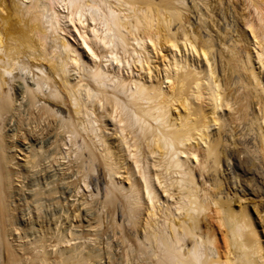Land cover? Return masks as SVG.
I'll list each match as a JSON object with an SVG mask.
<instances>
[{
	"label": "bare ground",
	"instance_id": "1",
	"mask_svg": "<svg viewBox=\"0 0 264 264\" xmlns=\"http://www.w3.org/2000/svg\"><path fill=\"white\" fill-rule=\"evenodd\" d=\"M27 1L0 0V264L25 258L9 239L23 208L15 201L23 195L52 204L60 195L46 169L24 190L14 179L39 168L41 143L64 147L68 140L81 164L77 177L104 193V207L125 230L120 240L144 264H264V83L254 63L264 70V0ZM13 18L19 26L11 32ZM63 21L79 33L77 47L59 33ZM247 34L259 48L255 57ZM163 47L195 52L205 63L196 68L172 54L162 79L128 77L126 66L134 74L135 63L150 73L151 54ZM17 71L26 76L20 82ZM15 151L29 155L27 169L11 168ZM122 168L128 186L115 180ZM71 188L67 195L77 196ZM49 220L45 231L60 219ZM45 238L35 241L36 264L93 259L73 248L51 261Z\"/></svg>",
	"mask_w": 264,
	"mask_h": 264
},
{
	"label": "rangeland",
	"instance_id": "2",
	"mask_svg": "<svg viewBox=\"0 0 264 264\" xmlns=\"http://www.w3.org/2000/svg\"><path fill=\"white\" fill-rule=\"evenodd\" d=\"M24 2H26V3H28V1L27 0H24ZM20 7H22V8H24V5H21V3H20ZM61 11V10H60ZM61 12H63V11H61ZM7 13H8V11H4L3 12V15L4 16H6L7 15ZM11 21H12V18H11ZM15 22V20H14V18H13V23L12 22H9V26H10V23H11V26L10 27H12V30L10 29V31L11 32H14V30H16L15 28H17L19 25L18 24H15L14 23ZM66 24V25H65ZM77 24V23H76ZM13 25V26H12ZM61 25V27L63 28V30H60L59 31V33L61 34V35H64L66 38H68V40L71 42V43H73L76 47L78 46V41H77V37H78V35L77 34H79L75 29H73V25H72V23H70V22H68V21H63L62 22V24H60ZM77 25H79V24H77ZM67 26V27H66ZM80 26V25H79ZM79 26H77V27H79ZM13 27H14V30H13ZM68 30V31H67ZM77 32V33H76ZM85 32H86V34H88V26L87 25H85ZM70 34V35H69ZM90 34V33H89ZM76 36V37H75ZM14 37V36H13ZM12 37V38H13ZM247 37H248V42L249 43H252V47H251V49H252V51H253V54H254V57L256 56V54H257V52L259 51V48H258V46L257 45H255V41L253 40V38H252V36L250 35V34H247ZM13 39H15V37L13 38ZM80 49V48H79ZM172 54H174V55H176L177 57H179V58H182V57H185L186 59H187V61L189 62V63H191L192 65H194L196 68L199 66H202V64H204L205 62H204V59L202 58V56H199L198 54H196L195 52L193 53V52H191V51H189V50H184V49H181V50H179V51H174L173 49H171V48H169V47H163V49H162V51H160V53L158 52V53H152L151 54V56H152V62H151V72L150 73H148L147 72V66H146V64L145 65H143V66H141V64H139V63H135L133 66H132V70H133V72H134V74H131V71H130V69H129V66H126V70L128 71H125L126 73H128V77H131V76H133V77H135V78H142L143 80H148V81H157L158 79H162L165 75H166V73L169 71L168 69H167V65L169 66V63L171 62V60H172ZM254 63H255V66H256V68H257V70L259 71V73H260V80H261V82H263L264 83V70H262V68L260 67V65L258 64V62L256 61V59H254ZM19 72V73H18ZM14 76H13V81L14 82H16V81H22V79H23V77H26V76H24L25 75V73L23 72V73H21L20 71H17V72H15L14 74H13ZM131 75V76H130ZM19 76V77H18ZM22 79H21V78ZM32 77V75H29L28 76V79L29 78H31ZM15 78H17V79H15ZM21 79V80H20ZM30 81V80H29ZM26 116H24V118H25ZM53 123H54V121H53ZM45 124H47V122L46 123H42L41 124V126L42 125H44L45 126ZM56 123H54L53 125H55ZM32 126V125H31ZM34 126V125H33ZM33 126H32V128H33ZM27 128V126H25V129ZM28 128L30 129L31 127H29L28 126ZM27 128V129H28ZM106 128L108 129V130H112L111 129V125L109 124V122H106ZM26 129V130H27ZM28 129V130H29ZM69 141V140H68ZM67 141V144H68V146H64V147H61L62 145H60V144H58L57 142H52V143H50L49 144V146H47L48 144H46L45 143V145H43L42 143H41V145H42V150H39V152L41 153V155H40V153H39V157L38 158H36V160L38 159V160H40V158H41V160L39 161V164L40 165H42V164H44V165H42V166H40L39 165V168L36 170V169H30V171H32V172H30L29 174V177H24L23 179H21V180H19V179H14L15 180V182H17V183H14V185H16V188H18V189H20V190H22L23 189V187L24 186H29L31 183L32 184H37L38 185V182H37V176H40L41 175V172H43V174H44V171H42V170H45L46 169V171L50 174V175H52L53 176V179H55L56 178V180L54 181L53 179H52V183H51V185L53 186V185H55L56 186V190L55 189H53V191H56V192H54V194H56V193H58L59 191V193L58 194H60V195H55V196H53L54 198L56 197V198H58L57 200L58 201H52L53 203L55 202V204H51L50 202V200L49 201H47V199H46V201L45 202H43L44 200H43V198H39L40 200H42L41 202H43V203H39L38 201H40L39 199L37 200V198H36V200H34V199H29V201H28V199H26V197H23V195L21 196L22 198H20L19 197V199L17 200V201H15L16 203H17V205H19V209H21V207L23 206V208L21 209V210H23V211H21L20 210V213H18L17 214V222L18 223H20L19 225H18V223L16 222V227H15V229L17 228V227H19V229L17 228L16 229V231H14L15 233V235L13 234V237L11 236L9 239H10V241H11V243H13L12 244V247L13 248H15V249H17V251H18V253H20L22 256H24L25 258H23L24 260V262L22 261V263L23 264H36L37 262H36V260L33 258V257H35L36 258V255L35 254H37L36 252H37V250H33L34 248H35V241L37 242L42 236H43V234L45 235L46 233H47V235L50 237V238H45L46 239V246L47 247H45V249H46V253L48 252V254H47V257L48 258H50V260L52 259V258H54V259H52L51 261H54V260H56L55 258L57 257V255L58 254H60V252L59 251H63V252H68L69 253V250H71V249H77L78 251H77V253L80 251V249L82 248V253H84V254H89V252H90V254H92V260L91 261H89L88 262V264H144L143 262H141L139 259H138V257L136 258L135 257V252H134V248H131V244L130 243H127V241H125V242H123V241H121L122 240V237H123V235H124V229L121 227H118V226H116L117 224L116 223H118V221H119V219H118V216L116 215V216H113V214H111L110 213V211L108 210V209H106L105 207H104V205H103V200H104V193H101L100 192V194L99 193H97V194H95L94 192H97V191H95V189L96 188H94L93 186H95V185H92V184H89V182H87L85 185H87V186H89V187H86L85 185H83L84 183H83V181H81V179H79L77 176H79L80 175V173L78 172V171H80L81 170V164H79V162L78 161H80V160H78V159H76V154H75V147L73 148V147H71L72 149V151H70V146H71V144L69 143ZM51 144H53V146L51 145ZM58 145L60 146V149L58 148ZM40 146V145H39ZM53 148V149H52ZM54 148H56V149H54ZM63 148V149H62ZM37 149V148H36ZM35 149V150H36ZM52 149V150H51ZM74 149V150H73ZM50 150V151H49ZM55 150H59V152H57V151H55ZM43 151H44V153H43ZM51 151H52V153H51ZM54 151V152H53ZM63 151H68V153H65L64 154V152ZM70 151V152H69ZM73 151H74V153H73ZM62 152V153H61ZM15 153H16V155H15V157H16V160L14 161V163L12 164V166H11V168L13 169V170H20V169H27L26 167H29L30 166V164H28L27 162L28 161H30L31 160V158H28V157H26V156H29L28 154L27 155H25L24 153H22V152H20V151H15ZM51 155H49V154ZM57 153H58V155H57ZM70 153V154H69ZM61 154H64V156L65 155H68V156H65L66 158L67 157H69V158H65V157H62V155H61V157H60V155ZM73 154H75V155H73ZM55 155L57 156V159H56V157H55ZM72 155V156H71ZM48 156V157H47ZM53 157H54V159H56V160H54L53 159ZM73 157V158H72ZM45 158H46V161H44L45 160ZM28 159V160H27ZM51 159V160H50ZM27 160V161H26ZM42 160H43V162H42ZM50 161V164H49V161ZM58 160V162H56V163H53L54 161H57ZM71 160V161H70ZM77 160V161H76ZM47 162V163H46ZM69 162V163H68ZM77 162V164H75ZM16 163H18V166L16 167L14 164H16ZM27 163V164H26ZM51 163H52V167L50 166L49 167V165H51ZM56 164V165H55ZM69 164V167L71 168V170H72V168H73V170L76 168L75 167V165H77V169H75V171H70V169H69V167H67V165ZM75 164V165H74ZM27 165V166H26ZM53 165L56 167V170H54L55 169V167L53 168ZM79 165H80V167H79ZM15 166V167H14ZM47 166H48V169H47ZM24 167V168H23ZM45 167V168H44ZM75 167V168H74ZM66 168V169H65ZM50 169H52V170H50ZM35 170H36V172H35ZM39 170H41L40 172H39ZM58 171L57 173H55V174H57V175H55L53 172L54 171ZM62 170V171H61ZM69 170V171H68ZM37 171H38V174H37ZM51 171H53V172H50ZM61 171V172H60ZM66 171H68V172H66L67 173V175H66V173L65 172ZM126 168H122L120 171H119V174L118 175H116L115 176V180H116V182H122V184H123V186H128L129 185V182L127 181V178H128V176L126 175ZM23 172H25L26 173V171H23ZM64 173V176H62L63 177V179H61L59 176H58V174L59 175H61L60 173ZM72 174H71V173ZM40 173V174H39ZM53 173V174H52ZM68 173L70 174V175H68ZM36 176H35V175ZM42 174V175H43ZM25 175V174H24ZM63 175V174H62ZM65 175H66V177L67 176H74V175H76V176H74L75 178L77 177L79 180H77V178L75 179V178H73V176H72V178H73V180L74 181H72V178H71V180L69 181L68 179H65L66 177H65ZM32 176H34V177H32ZM44 176V175H43ZM54 176H57V177H54ZM81 176V175H80ZM59 177V179H57ZM65 177V178H64ZM22 178V177H21ZM35 178H36V180H35ZM26 179V180H25ZM29 179V180H28ZM33 181H32V180ZM41 179V178H40ZM58 180V181H57ZM62 180H68L69 181V183H68V181H64V182H62ZM36 181V182H35ZM71 181L72 182H74L73 184L71 183ZM75 181L79 184V185H81V186H79L78 188H80V189H78L77 190V186L75 187V186H73L74 184H75ZM21 182V183H20ZM34 182V183H33ZM60 182V183H59ZM57 183H58V185H57ZM64 183V184H63ZM66 183H68V184H66ZM82 183V184H81ZM24 184V185H23ZM59 184L60 185H63V186H65V189H66V191H65V189H64V191L65 192H63L62 190H63V188L64 187H59ZM67 186H66V185ZM70 184H72V185H70ZM51 185H49V186H51ZM77 185V184H76ZM104 185V184H103ZM103 185H101V188L103 187ZM51 186V187H52ZM68 186H70V187H68ZM91 186V187H90ZM52 187V188H53ZM72 187V188H71ZM96 187V186H95ZM26 187H24V189H25ZM50 188V187H49ZM69 188H71V189H73V190H71V193L72 194H75V192H73V191H75L76 190V194H78L77 196L76 195H74V197H72V196H68L67 194H69V192H70V190H69ZM94 188V189H93ZM23 189V190H24ZM69 190V191H68ZM58 191V192H57ZM61 191H62V193H65V194H63L62 195V193H61ZM104 191V187H103V189H102V192ZM93 192V193H92ZM159 192L161 193V189L159 188ZM20 193H21V191H20ZM71 194V195H72ZM92 194V195H91ZM83 195V198L85 199L84 200V203H83V198L81 197ZM93 195H95V196H93ZM99 195V196H98ZM24 196H26V195H24ZM59 196V197H58ZM62 196V197H61ZM76 196V197H75ZM161 196H162V199L164 200L165 199V196L164 195H162V193H161ZM67 198L68 199V201H66V199L64 200V198ZM69 197V198H68ZM55 198V199H56ZM59 198H61V200L59 199ZM63 198V199H62ZM79 198H81V200L79 199ZM71 199V200H70ZM75 199H79V201H80V203H81V205H84V206H80V204H79V202L76 200V201H74ZM25 200V201H24ZM73 200V201H72ZM31 201L32 202H34V205L33 204H31ZM35 201H37V203H39V204H41V207H40V205L38 206V205H36L35 204ZM74 202V203H72V206L73 207H71L70 205H71V203H68V204H70V205H68V204H66L67 205V207H65L66 205H64L63 204V202ZM21 202V203H20ZM28 203V206L26 205L27 203ZM46 202H49L50 204H48L47 205V203ZM57 202V203H56ZM60 202H61V204L62 205H60ZM45 203V204H44ZM86 203V204H85ZM23 204V205H22ZM31 204V205H30ZM78 204V205H77ZM37 207H36V206ZM43 205V206H42ZM56 205H58V206H56ZM59 205H60V207H59ZM64 205V206H63ZM76 205V206H75ZM21 206V207H20ZM48 206V207H47ZM56 206V208H54ZM70 206V207H69ZM80 206V207H79ZM34 207H36L37 209H35ZM38 207H40L39 208V211H38ZM79 207V208H78ZM86 208V210L84 209V208ZM44 208H48L47 210L46 209H43ZM63 208H67V209H64L63 210ZM69 208V209H68ZM71 208V209H70ZM78 208V210L76 211V209ZM81 208V209H80ZM29 209V210H28ZM72 209H73V211H72ZM81 210V212H82V214H81V212H80V210ZM38 212H36V211ZM42 212H41V211ZM45 210H46V212H45ZM67 210V211H66ZM53 211V212H52ZM64 211H66L65 213L67 214L69 211V213L67 214V216H68V218H66L67 216H66V214L64 215V213L63 214H60L61 212H64ZM76 211V212H75ZM55 212H57L56 214L57 215H60V216H58L59 218L58 219H53V217H57V215L56 214H54ZM72 212V213H71ZM73 212H75V213H73ZM80 213V215H78V216H76L78 213ZM86 212V213H85ZM159 215L158 216H160V213H159V211L157 212ZM48 214V215H47ZM51 214H53L54 216H52ZM71 214V216H69ZM72 214H76L75 216L76 217H79V218H76V219H69L70 217L71 218H75V216L74 217H72L73 215ZM52 217V220H55V221H58L59 219V221H58V223H57V226L56 227H51V229H49V231H45V230H43L44 228H46L47 226H44V224L46 223V220L48 219H50L49 221L51 222V217ZM62 215V216H61ZM99 215V216H98ZM20 216V217H19ZM45 216L46 217H48V218H46L45 219ZM82 216H84V217H82ZM146 216H147V213H146ZM158 216H155L154 218H152L153 220H158L159 218H158ZM38 217H42V219H43V217H44V219L42 220H40V218H38ZM61 217V218H60ZM62 217H65L64 219L62 218ZM82 217V218H81ZM144 216L142 215L141 216V218H140V226L143 224L144 225V223H145V218L146 217H144ZM81 218V219H80ZM85 219V220H84ZM144 219V220H143ZM71 221V223H70V221ZM79 221V226H78V221ZM82 222H81V221ZM16 221V220H15ZM20 221V222H19ZM34 221V222H33ZM45 221V222H44ZM63 221V222H62ZM65 221H67V222H65ZM115 221V222H114ZM40 222V223H39ZM43 222V223H42ZM61 224H60V223ZM68 222H69V225H68ZM77 222V223H76ZM81 222V223H80ZM114 222V223H113ZM39 223V224H38ZM64 223V224H63ZM87 223V224H86ZM83 225V227H82V225ZM125 224V226H126V229L129 227V225L128 224H126V222L124 223ZM42 226V227H40V226ZM52 226V225H51ZM95 226V227H94ZM40 227V228H39ZM58 227V228H57ZM85 227V228H84ZM97 227V228H96ZM111 227V228H110ZM43 228V229H42ZM130 228V227H129ZM39 229V230H38ZM40 229H42V230H40ZM47 230H48V228H46ZM56 229V230H55ZM51 230H53L54 232H53V235L52 236H50L51 234L50 233H52V231ZM119 230V231H118ZM42 231V232H41ZM39 232V233H38ZM41 232V233H40ZM121 232V233H120ZM49 233V234H48ZM63 234V235H60V234ZM40 234H41V237H40ZM58 234V235H57ZM71 234V235H70ZM72 235H74V236H72ZM63 236V237H62ZM66 237V239H64L65 237ZM77 236H78V238H77ZM40 237V238H39ZM47 237V236H46ZM76 238V240H75V238ZM34 238H35V240H34ZM56 238H59L58 240L56 239ZM70 238V239H69ZM73 238V239H72ZM61 239L65 242L66 240H71L69 243H63V242H61ZM121 239V240H120ZM53 240H54V242H53ZM49 241V242H48ZM33 242H34V244H33ZM58 242H61V244H57ZM32 243V244H31ZM54 243H55V245H54ZM52 245V246H51ZM74 246V247H73ZM91 247V248H90ZM88 248V249H87ZM28 250H30V251H28ZM129 250V251H128ZM26 251H28L27 253H26ZM32 251V252H31ZM36 251V252H35ZM80 251V252H81ZM124 251V252H123ZM31 254H33V255H35V256H33V255H31ZM57 252H58V254H57ZM63 252H62V254H63ZM64 253L65 255H67V253ZM86 252V253H85ZM98 252V253H97ZM109 252V253H108ZM26 253V254H25ZM55 253V254H54ZM27 254H29V255H27ZM97 254V255H96ZM107 254V255H106ZM95 255V256H94ZM27 256V257H26ZM30 256V257H29ZM31 256H32V259H30L31 258ZM126 256V257H125ZM27 258V259H26ZM132 258V259H131ZM141 258V257H140ZM34 261L33 263H32V261ZM117 260V261H116ZM132 260V261H131ZM136 260V261H135ZM138 260V261H137ZM29 261H31V262H29ZM140 262V263H139Z\"/></svg>",
	"mask_w": 264,
	"mask_h": 264
}]
</instances>
